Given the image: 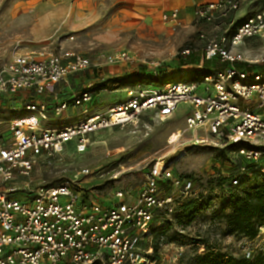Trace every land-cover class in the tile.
Returning <instances> with one entry per match:
<instances>
[{"label": "built area", "instance_id": "1", "mask_svg": "<svg viewBox=\"0 0 264 264\" xmlns=\"http://www.w3.org/2000/svg\"><path fill=\"white\" fill-rule=\"evenodd\" d=\"M251 1L217 0L201 5L194 10V20L220 25L230 21L232 26L235 14ZM178 14V10L166 12L162 20L180 26ZM261 37L264 7L237 24L228 37L206 44V60L219 58L229 66L198 81L184 79L166 88L137 83L127 89L122 102L101 113H91L87 107L95 97L91 91L73 93L69 100L56 94L51 107L27 105L30 117L11 123L8 134L0 131V264H162L153 258L154 250L148 245L153 224L160 214L173 212L176 197L187 198L194 188L191 179L174 175L165 163L158 161L150 168L135 199L118 191L109 203L76 189L78 179L23 195L9 185L17 177H28L41 159L50 160L64 152L83 154L90 147V135L124 128L147 113L164 121L174 116L182 103L192 108L185 118L186 131H203L206 136L196 143L237 145L232 154L264 175V73L249 74L236 68V64L252 63L232 50L245 40ZM190 52L185 49L182 55ZM105 62L109 66L128 65L133 59L119 52ZM91 67L88 57L71 51L16 54L0 69V99L27 92L42 96L69 76ZM148 67L157 75L161 64L151 62ZM71 108L83 109L84 117L77 125L41 128L39 123L48 120L49 111L61 117ZM245 168L240 167L239 176ZM82 173L89 174V170ZM239 176L230 180L231 186L240 184ZM162 184L172 189L169 195H161ZM256 237L248 242H257L255 249L241 247L246 259L254 258L256 252L264 255V225Z\"/></svg>", "mask_w": 264, "mask_h": 264}, {"label": "rangeland", "instance_id": "2", "mask_svg": "<svg viewBox=\"0 0 264 264\" xmlns=\"http://www.w3.org/2000/svg\"><path fill=\"white\" fill-rule=\"evenodd\" d=\"M252 4L253 8L263 7L264 0H252L247 6ZM122 6L119 0H98L92 6L79 5L78 0H0V69L16 54H82L91 60L92 67L60 83L59 93L75 94L90 82L105 84V89L87 107L89 111H106L126 97L129 82L140 75L146 79L142 83L153 88H166L191 75L193 67L178 66L182 51L188 47L203 49L209 41L228 37L233 31L229 21L224 25L197 23L194 10L187 24L163 25L161 20L160 26H153L136 20ZM244 15L252 13L245 14L243 6L236 17ZM232 50L250 63L259 64L264 58V38L245 40ZM119 52L128 53L132 64L107 65L106 58ZM151 62L161 64L156 81L148 78ZM18 104L0 102L1 132L8 134L11 123L30 117ZM82 110L72 108L61 117L49 111L48 120L39 124L43 129H57L61 124L74 127L84 117ZM191 111L182 103L174 116L164 121L147 113L124 128L90 135V147L83 154L64 152L50 160L41 159L28 177H17L9 186L19 188L23 195L39 187L59 186L78 179L75 188L101 203L113 202L118 191L135 199L150 168L159 161L168 165L174 175L191 179L194 184L190 196L176 197L173 212L160 214L161 218L153 224L148 245L158 251L159 261L198 264L196 257L207 251L240 258L243 245L255 249L257 242L250 244L242 235L227 234V217L233 211L231 198L237 192L226 184L225 178L227 171L234 173L239 160L230 152L229 145L196 143V139L206 136L203 131H186L185 118ZM85 170L89 174L82 173ZM25 183L28 188L24 189ZM171 192L169 185H161L162 196ZM191 202L195 206L186 210Z\"/></svg>", "mask_w": 264, "mask_h": 264}, {"label": "trees", "instance_id": "3", "mask_svg": "<svg viewBox=\"0 0 264 264\" xmlns=\"http://www.w3.org/2000/svg\"><path fill=\"white\" fill-rule=\"evenodd\" d=\"M241 21L242 20L234 21L232 25L233 29ZM229 23L230 21L227 24ZM187 49H191L190 54H181V56L179 57L178 66L180 68L191 66L193 67L191 69L193 73H191V75H185L181 80L189 79L198 81L206 75L222 71L229 66V64L227 65L226 63H222L219 58H215L211 61L206 60L203 57V49H200L198 47H188ZM235 67L238 69H242L248 72L249 74H255L260 72L264 73V62H260L259 64L240 63L236 64ZM161 70L162 69L160 68L157 75H153L151 72L148 71V78H151V80L156 81V78L159 77ZM140 76L137 77L135 80L130 81L129 85L132 86L137 83H142L144 80H146L145 76ZM105 87V84L92 85L89 89L84 88L80 92L91 91L95 94L96 97V95L103 91ZM71 96H68L67 98H60L64 100H69ZM229 148L230 152L233 153L238 148V146L229 145ZM238 160L239 161L236 165L237 168L234 173H230V171H227L229 173H227V177L225 178L226 184H228L232 190H235V192H237V195H233L231 198V205L233 207V211L227 217V234L242 235L243 237L251 241L257 238L256 236H258L259 227L264 225V175L261 174L258 169L256 170L253 164L247 163L243 159ZM242 166L246 167V172L239 176L238 170ZM235 176H239L240 184L236 187H233L231 186L230 180ZM247 185H249V187L247 190H245ZM194 206L195 204L191 202L188 203L185 208L186 210H190ZM157 257L158 251H155L153 258L158 259ZM196 260L198 264H264V255L261 253H256L254 258L246 259L244 256L240 258L220 256L218 254H214L213 252L207 251L203 255L197 256Z\"/></svg>", "mask_w": 264, "mask_h": 264}, {"label": "crops", "instance_id": "4", "mask_svg": "<svg viewBox=\"0 0 264 264\" xmlns=\"http://www.w3.org/2000/svg\"><path fill=\"white\" fill-rule=\"evenodd\" d=\"M97 1L98 0H78V3H79V5L81 4V5L92 6V5L97 4ZM103 1H109V0H103ZM119 1L122 2V4H123L122 8L124 9V11L127 12L129 15H131L136 20H142L144 22H147L149 25L160 26L164 12L166 13V12H170L173 10H178L180 23L187 24L190 22L192 15L194 14V11L192 14V10H195L196 7L201 6V5L214 3L217 0H119ZM245 5H244L245 14L250 12V13H252V15L264 7L263 6V7L253 8L254 4H252L250 7H249V5L247 6V4H245ZM236 14L234 16L236 20H244L246 18L244 15L243 17L238 19V17H236ZM194 15H193V19H194ZM164 24H166V23H163V25ZM60 85L61 84L56 85L53 89L47 91L44 95L39 96V97L35 96V94H33V93L27 92V93H21L18 96L11 97V98H7V97L2 98V99H0V102L4 103L6 105L8 103L10 104V103H14V102L17 105H19L18 103H20L21 105H23L24 110H25V107L27 105H34L37 103H39V104L42 103V104L47 105L48 107H51L53 105V101H54L53 99H54L56 94H59L60 97H62V98H67L68 96H71V95H65L63 93L60 94L59 93ZM97 96L98 95H96V97ZM96 97H94V99ZM69 111L65 112L62 116H66V114ZM25 112L28 115H30V113L27 112L26 110H25ZM90 112L91 113H101V112H105V111L96 109L95 111L92 110ZM66 126L67 125L61 124V126H59L57 128L66 127ZM55 128H52V129H55Z\"/></svg>", "mask_w": 264, "mask_h": 264}, {"label": "bare ground", "instance_id": "5", "mask_svg": "<svg viewBox=\"0 0 264 264\" xmlns=\"http://www.w3.org/2000/svg\"><path fill=\"white\" fill-rule=\"evenodd\" d=\"M179 137H180V135L177 133V134H176V139H179Z\"/></svg>", "mask_w": 264, "mask_h": 264}]
</instances>
